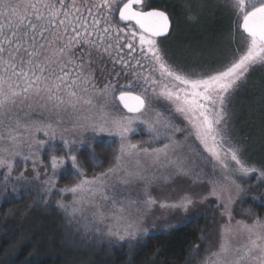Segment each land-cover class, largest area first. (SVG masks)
<instances>
[{
  "label": "snow or ice",
  "instance_id": "obj_1",
  "mask_svg": "<svg viewBox=\"0 0 264 264\" xmlns=\"http://www.w3.org/2000/svg\"><path fill=\"white\" fill-rule=\"evenodd\" d=\"M209 6L233 27L209 42L211 61L205 49H192L180 55L194 62L182 65L164 44L170 16L146 0H0L3 192L11 185L13 196L36 193L46 206L43 194L70 163L77 183L60 191L73 200L57 201V208L110 247L146 237L157 207L187 214L218 202L215 248L199 264H264V215L251 208L245 219L233 214L247 192L243 178L257 171L264 177V167L252 166L229 126L233 97L254 73H264V0L198 4ZM138 129L149 139L134 142ZM88 131L118 143L108 166L91 178L73 154L85 143L92 148ZM68 133L75 138L65 139ZM58 136L67 152L50 156L52 177L40 181L41 151L54 153ZM89 159L104 163L94 150ZM199 249L193 246V256Z\"/></svg>",
  "mask_w": 264,
  "mask_h": 264
},
{
  "label": "rangeland",
  "instance_id": "obj_2",
  "mask_svg": "<svg viewBox=\"0 0 264 264\" xmlns=\"http://www.w3.org/2000/svg\"><path fill=\"white\" fill-rule=\"evenodd\" d=\"M201 2L202 0H146L148 5L155 6L159 9L162 8L170 16L172 31L170 37L164 41V44L169 53L173 54L174 60L182 65L192 64L194 62L193 58L180 55L181 52L192 49H205L204 59L211 61L213 56L207 52L209 42L227 33L230 29L228 28L230 17L226 13L211 6L201 10L198 7V4ZM203 2L207 3V0H203ZM239 42L240 37H235L232 47H236ZM229 107L232 112L229 126L233 139L246 146L247 159L252 163V166L261 169L264 167V73H254L248 82L237 91ZM84 135L92 142L97 140L114 141V138L107 134H94L88 131ZM73 138L75 137L72 133L65 134V139L72 140ZM131 139L134 142H140L148 140L149 137L142 129H138L137 133L132 135ZM53 143L56 146L54 153H49L46 149L41 151V161H38L40 181L52 177L50 156L56 155L57 157H64L67 152L59 136ZM86 146V143L82 144L79 146V149ZM76 153L75 151L73 152V154ZM27 167L28 171L25 172V175L31 177L33 175L32 164L29 163ZM46 168L47 175H45ZM22 169L23 165H21V169H18L17 172ZM70 172L71 168L69 163L64 166L60 174L53 177L55 188L50 193L43 194V199L48 201L46 206L40 203L41 197L37 196L36 193L24 195L23 189H20L21 196H13L11 194V185H9L7 193L3 192L2 188H0V198H14L16 200L28 198V202L20 206L14 212L13 216L8 215L7 218L1 220V235H4L5 230L3 232V229L7 227V223L10 221L23 229L22 231H24L25 237L32 235L35 230H41V224L49 225L51 222L52 229L50 233L54 235L59 245L69 252L68 257L74 256V260L72 261L74 264H82L88 259L96 260L99 257L103 258L101 255L107 249L129 246L127 242L113 247H110L107 241L102 244H97L93 234L78 230V225L75 220L71 224L68 223L70 217L57 208V201L71 204L73 200L71 193L60 191L66 187L74 186L77 183V180L73 185L62 183L64 177L67 176L70 177L72 175V178L77 179ZM83 172L87 178L95 175L88 174L85 171ZM243 186L247 189L246 194L242 198H238L233 205V214L236 220L245 219L243 215L245 210L251 208L256 212V208H263L262 206H264V190L262 189L264 186V177L260 175L259 171L244 177ZM167 195L175 196L176 193L169 192ZM219 212L218 202L197 204L187 214L179 210L170 211L157 207L148 218V235L142 240L133 241L132 246H129L130 251L135 250L151 236L167 234L187 225L191 221L203 220L206 224V229L203 231V238L200 240L199 255L193 256L192 253V259L190 261V264H199L200 260L208 254L206 250L210 247L213 250L215 248L217 239L216 222L221 220ZM43 215L50 216V218L45 219V217H42ZM51 219H54L56 224ZM77 219H79V214H77ZM237 243L239 242L237 241ZM14 256L13 254L11 257ZM72 262L69 263L72 264Z\"/></svg>",
  "mask_w": 264,
  "mask_h": 264
},
{
  "label": "trees",
  "instance_id": "obj_3",
  "mask_svg": "<svg viewBox=\"0 0 264 264\" xmlns=\"http://www.w3.org/2000/svg\"><path fill=\"white\" fill-rule=\"evenodd\" d=\"M150 7L163 11L162 8ZM231 27H233L232 19L229 18L228 28ZM235 37L237 38L239 35H235ZM116 149L117 143L114 141L97 140L92 142L91 149L87 145L75 152H77V158L83 171L88 174H98L108 166ZM93 150L99 159L104 162L103 164L98 165L89 159V152ZM76 180L71 175L70 177H64L62 183L73 185ZM262 189L264 190V186ZM27 202L28 198L22 200L0 198V222L7 218L8 215L13 216L14 212ZM262 207L255 210L257 213L264 215V206ZM42 217H45V219L50 218L47 215ZM51 221L56 224L54 219H51ZM50 223L49 225L41 224V230H35L32 235L25 237L22 228H19L12 221L8 222L7 227L3 229V232L5 230L4 235H1L0 230V239H2L0 240V264H70L74 260V256L68 257L69 252L62 248L54 235L50 233L52 229ZM205 229L206 224L203 220H194L167 234H159L147 238L133 251H130L129 246L114 247L105 250L101 255L103 258L88 259L83 263L187 264L189 257H192L193 246L200 244ZM18 240H22V243H17ZM12 253L15 255L14 257H11Z\"/></svg>",
  "mask_w": 264,
  "mask_h": 264
},
{
  "label": "water",
  "instance_id": "obj_4",
  "mask_svg": "<svg viewBox=\"0 0 264 264\" xmlns=\"http://www.w3.org/2000/svg\"><path fill=\"white\" fill-rule=\"evenodd\" d=\"M162 11V10H161Z\"/></svg>",
  "mask_w": 264,
  "mask_h": 264
}]
</instances>
